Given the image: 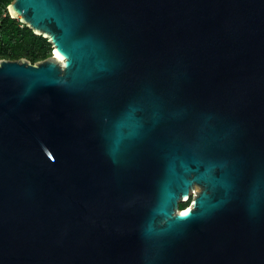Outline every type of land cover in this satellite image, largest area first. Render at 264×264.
<instances>
[{"label": "water", "instance_id": "1", "mask_svg": "<svg viewBox=\"0 0 264 264\" xmlns=\"http://www.w3.org/2000/svg\"><path fill=\"white\" fill-rule=\"evenodd\" d=\"M9 11L59 59L0 62V264H264V0Z\"/></svg>", "mask_w": 264, "mask_h": 264}, {"label": "trees", "instance_id": "2", "mask_svg": "<svg viewBox=\"0 0 264 264\" xmlns=\"http://www.w3.org/2000/svg\"><path fill=\"white\" fill-rule=\"evenodd\" d=\"M10 1L11 0H8L6 3H4V5H0V30L5 33L3 39L5 40V44L8 46L7 49L3 51V56L10 58L11 61H19L23 57L22 52L30 49L33 43H37L40 48H44L46 44L49 47H52L47 39L37 37L32 31L28 29L21 31L16 28V21L11 19L10 16L5 18L2 17V9L3 7H6ZM11 40H13V43L10 42ZM34 59L35 58H33L32 61L33 65ZM181 210H186V207H182Z\"/></svg>", "mask_w": 264, "mask_h": 264}, {"label": "rangeland", "instance_id": "3", "mask_svg": "<svg viewBox=\"0 0 264 264\" xmlns=\"http://www.w3.org/2000/svg\"><path fill=\"white\" fill-rule=\"evenodd\" d=\"M8 0H0V5H4V3H6ZM15 0H11L9 2V4H7L6 7H3L2 9V17L5 18L7 16H10L11 19H14L16 21V28H18L19 30H24V29H28L30 31H32L34 33V35H36L37 37H42L49 41V38L43 36V34H38L35 33L34 30L29 26L28 24H23L20 20L22 19L21 16H17V18H14L10 11H9V6H11L14 3ZM1 25V24H0ZM5 35L4 32H2V30H0V62L1 61H11L10 58H6L5 56H3V51H5L7 49V45L5 44V40L3 39V36ZM11 43H13V40L10 41ZM51 44V43H50ZM52 45V44H51ZM23 51V50H22ZM53 46L49 47L47 44L46 46H44V48H40L37 43H33L31 48L28 50L23 51V57L20 59L22 61H26L32 64L33 58L34 59V65L42 63L43 61L48 60L49 58L53 57ZM34 55V56H33ZM197 192L200 190L198 187L196 188ZM192 199H190L189 202H184L180 205V208L182 207H189L191 205Z\"/></svg>", "mask_w": 264, "mask_h": 264}, {"label": "built area", "instance_id": "4", "mask_svg": "<svg viewBox=\"0 0 264 264\" xmlns=\"http://www.w3.org/2000/svg\"><path fill=\"white\" fill-rule=\"evenodd\" d=\"M196 192H197V191H196ZM196 192H193V193H192L190 199H192V200L195 199V197H196ZM190 199H189L188 201H186V202H189Z\"/></svg>", "mask_w": 264, "mask_h": 264}, {"label": "bare ground", "instance_id": "5", "mask_svg": "<svg viewBox=\"0 0 264 264\" xmlns=\"http://www.w3.org/2000/svg\"><path fill=\"white\" fill-rule=\"evenodd\" d=\"M54 58H58L59 59V57H58V55L54 52ZM189 208H186V210H184V211H187Z\"/></svg>", "mask_w": 264, "mask_h": 264}]
</instances>
